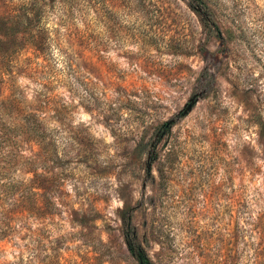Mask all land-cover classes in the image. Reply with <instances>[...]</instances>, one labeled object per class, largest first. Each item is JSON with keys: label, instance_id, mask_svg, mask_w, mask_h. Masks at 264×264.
<instances>
[{"label": "rangeland", "instance_id": "obj_1", "mask_svg": "<svg viewBox=\"0 0 264 264\" xmlns=\"http://www.w3.org/2000/svg\"><path fill=\"white\" fill-rule=\"evenodd\" d=\"M203 1L0 0L42 33L0 69V220L41 215L0 264H264V0Z\"/></svg>", "mask_w": 264, "mask_h": 264}, {"label": "trees", "instance_id": "obj_2", "mask_svg": "<svg viewBox=\"0 0 264 264\" xmlns=\"http://www.w3.org/2000/svg\"><path fill=\"white\" fill-rule=\"evenodd\" d=\"M192 2L196 3L198 6L204 5L203 0H192ZM31 5L32 6L30 7L27 5L23 6L22 11L20 13H16V15H0V69L2 65L4 66L5 64L7 65L8 63H11L15 55L19 51H21L27 44H29L31 47L37 48V44L39 43L42 34L41 30L38 28L39 32L37 33H31L27 30L29 28L28 25L31 24L33 19L39 16L40 10L32 13V10L36 8V4ZM39 128L40 122L37 113L27 115L26 120L22 124L17 125V129H22L23 131L25 130L26 132L34 135L39 132ZM30 183L32 187L37 189V191L41 189V185L37 179L35 181H31ZM32 195H39V193H32ZM38 202L39 200L37 198L22 199L16 206V212L2 213L0 224L4 227V230L2 233H0V236L2 238H6V236H8L7 233L13 231L12 235L16 234L18 236V240L22 242H24V238L27 232L31 233L29 234V237L38 236L39 226L41 223V215L38 213L40 210ZM29 216L32 218L31 223H33V225L35 226V229H33V231L30 230V226L28 227L29 223L27 219L29 218ZM82 218L83 219L79 220V223L81 225L85 224L84 217ZM15 223L17 224L15 225ZM126 238V245L128 250L132 254L136 255L138 249L135 248L133 238H129L128 235H126ZM15 245L17 246V249L19 251V255L16 258L17 261H15L13 264H40L37 248H34L35 252L33 254L30 253L29 258L26 259L23 256L22 251H26L27 247L21 244ZM30 251L32 250L30 249ZM139 254L144 257L142 251L139 252ZM49 257L53 261L55 259V254L51 253ZM145 264H148L146 258Z\"/></svg>", "mask_w": 264, "mask_h": 264}, {"label": "flooded vegetation", "instance_id": "obj_3", "mask_svg": "<svg viewBox=\"0 0 264 264\" xmlns=\"http://www.w3.org/2000/svg\"><path fill=\"white\" fill-rule=\"evenodd\" d=\"M139 252H141V250L139 251H137V254H136V256H137V259H138V261L140 262V264H145V257H142L140 254H139Z\"/></svg>", "mask_w": 264, "mask_h": 264}, {"label": "water", "instance_id": "obj_4", "mask_svg": "<svg viewBox=\"0 0 264 264\" xmlns=\"http://www.w3.org/2000/svg\"><path fill=\"white\" fill-rule=\"evenodd\" d=\"M191 105H189L188 109H190Z\"/></svg>", "mask_w": 264, "mask_h": 264}]
</instances>
